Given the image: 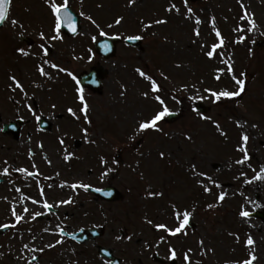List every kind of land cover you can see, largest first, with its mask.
Segmentation results:
<instances>
[{"label": "rangeland", "instance_id": "1", "mask_svg": "<svg viewBox=\"0 0 264 264\" xmlns=\"http://www.w3.org/2000/svg\"><path fill=\"white\" fill-rule=\"evenodd\" d=\"M170 2L180 7V14L166 11ZM243 2L250 13H255L258 30L246 33L247 40L238 44L236 39L241 33L233 29L238 25L248 27V22L240 19L243 10L238 0L189 2L196 16L203 21L199 26L200 37H196L194 33L195 18L186 19L183 15L186 13L183 0H137V4L131 7L128 6V0H70V8L74 13L79 15L83 10L86 15H92L110 36L115 33L122 38L133 34L144 36L140 48L118 46L116 60L107 63L111 74L105 82V96L86 98L93 119L90 132L97 140L96 144H90L85 142L81 133V127L88 125H82L66 111L69 106L75 109L80 107L75 88L71 85L72 81L71 83L69 81L71 77L48 69L53 72L55 78L46 80L39 76L36 70L39 60L35 56L23 57L15 52L16 47H24L31 52L40 53L39 44L42 41L39 32L44 31L49 34L52 25V15L45 0H13L10 19L20 20L26 29L24 36L32 38L36 44L33 47L20 44L18 40L20 30L12 28L10 23H5L0 30V129H3L6 123L15 122L19 116L24 117L21 119L23 125L18 140H15L13 135H3L0 131V170L10 166L11 172V176H0L4 179L0 183V224L14 222L11 216L13 203H17V211H21V205L18 203L20 194L16 192V187H19L24 194L38 199V186H43L49 190V193H46L47 197H58L59 192L56 188L60 182L54 181L57 177H53L52 181L49 179L38 184L36 179L25 177L24 174L13 170L16 167H27L31 171L33 162L38 167L40 159H44L39 153L41 152L39 144L42 142L43 153L52 161V166H58V169L49 166L47 168L52 170L50 173L54 175L59 169V173L65 170L69 175L89 173L94 175L97 169L93 166L92 159L103 155L109 160V164L102 167L101 171L106 167L115 170L104 178V183L106 186L116 188L122 195V200L115 204L103 205V210L92 211L88 216L89 219L84 223L107 224L108 233L112 231L114 237H118V232L125 229L135 233L132 243L136 244L134 246L137 249L132 248V253L125 251L126 255H129L128 260L139 263V258H143V264H160L152 261L151 257L158 252V256L167 261L166 244H161L159 248L153 246L151 249H146V242H152L154 245L159 236L165 233L148 225L145 217L153 219L154 222L172 225L174 217L169 205L174 200L182 210L185 207L196 209L193 216L196 228L194 230L188 228L186 237L181 235L179 238H170L171 242L181 250L192 248L193 260H200L201 264H226V262L232 264L238 259H246L250 249L245 246V240L251 235L256 241V252L259 257L255 264H264V220L251 217L243 219L239 216L241 205L253 211V214L264 213V207L254 209L245 199L247 197L264 206V181L245 185L243 178L239 180L235 178L240 171H245L249 177L254 175L248 164L257 170L264 165V52L257 47V42L264 39L262 34L264 33V0H243ZM119 15L125 17L122 25L108 29L106 25L113 23L115 17ZM213 16L225 38L224 47L217 52L223 51L225 58L231 56L237 74L246 73L247 80L246 93L241 97L222 99L217 104L212 103L211 99L202 101L210 107L206 115L221 124L228 134L227 138L220 135L212 121L201 120L192 111L194 103L187 99V96L195 94L191 88L193 84L203 95H207L203 92L204 88L218 90L235 88L234 82L227 74L222 76L220 81L215 80L214 69L223 67L220 64V57L209 60L201 50L202 44L210 45L217 42L210 25ZM156 19H166L168 22L161 25L153 24L151 29L142 31L141 20L148 22ZM81 25L82 29L78 36L64 37L63 41H55V47L50 49L51 58L74 74H80L94 63L104 64L93 54L94 42L91 36L97 35L98 39L101 38L97 29L84 17H81ZM253 40L256 41L255 44L252 43ZM89 49L92 50L91 53ZM249 49L252 50L251 53ZM90 55L93 57L91 60H89ZM138 67L153 75L166 89L170 108L182 112L183 118L176 124L162 123L167 135L149 130L147 134L138 135L135 140L130 139L137 120L150 116L159 107L154 99H145L141 95L143 91L149 90V82L137 76L135 69ZM161 72L168 77L167 80L160 76ZM12 74L22 80L29 96L33 97L32 100L23 99L18 89L16 93L10 91L8 86L11 82L8 77ZM32 81H36L42 87L32 86ZM185 84L189 85L188 92H176L177 88ZM172 95L179 96L183 104L172 101ZM12 96L20 101L19 113L16 103L10 98ZM25 103H32L34 108L44 113L43 119L52 123L55 128L54 134L58 132L56 127H60L68 134L66 144L74 145L71 148L75 153L73 159L76 163L79 162L81 167H70L63 159L67 145L65 144L64 147L59 144V139L56 140L57 136L63 133L38 136V124L31 113L23 107ZM52 104H56L55 109L51 108ZM237 120L246 121L245 128L237 127L235 123ZM253 124L257 127H252ZM68 128L73 132L69 134ZM242 131H247L249 135L247 149L251 159L245 165H237L234 161L243 155L237 151V146L241 144ZM186 135H191L192 140L185 139ZM30 149L34 153L31 158H29ZM68 151L72 152L69 149ZM161 151L167 154L163 159L159 156ZM83 159L89 160V163ZM112 160L119 163L112 164ZM5 161L8 162L7 165ZM192 163L197 165L198 170L207 172L213 179L219 181L222 187L212 186V193H205L196 182L200 178L192 177L190 171ZM73 180L71 178L69 181ZM10 181H14V184ZM204 183L207 184L208 181L205 180ZM49 184L52 185L51 188L48 187ZM149 188L163 191L165 195L149 198L146 195V189ZM220 191L228 193L225 201L212 209L207 208L208 203H215ZM68 196L65 194L58 198L62 200ZM4 197L8 199L5 200ZM26 203L34 211L45 212L47 219L39 221L37 218L32 221L29 214L24 222L17 225V228H10L1 236L0 264H26V260L18 259L24 243L42 247L54 240L53 233L44 232V229H54L55 225L59 224L56 216L46 212L41 206V209H38V205H32L30 201ZM81 217L83 216L75 215V221ZM230 233L237 234L239 240L237 241L236 235ZM33 236L38 239L33 241ZM201 238L204 239L206 248L214 249L208 251L206 256L200 255L201 248L198 241ZM138 248L144 252V257L141 256ZM119 250H122L120 246ZM52 251L51 248L46 249L44 253H36L37 257L39 255L41 257L34 264H51L54 255ZM23 254L26 257L31 255L28 252ZM83 260L84 256L79 259L75 256L74 264H84ZM180 262L184 264L182 256L179 264Z\"/></svg>", "mask_w": 264, "mask_h": 264}, {"label": "snow or ice", "instance_id": "2", "mask_svg": "<svg viewBox=\"0 0 264 264\" xmlns=\"http://www.w3.org/2000/svg\"><path fill=\"white\" fill-rule=\"evenodd\" d=\"M13 0H0V25H4L5 23H10L12 28L19 29L18 35L22 38L25 34V27L24 24L21 23L20 20L11 18L10 19V7L12 5ZM238 2L241 5V8L243 10V15L240 17L241 20H246L248 22V27L245 28L243 25H238L236 28L233 29V31L241 33L236 39V43L240 44L243 43L245 40H247L246 33H251L258 30V24L255 19V13H250L248 11V7L244 4L243 0H238ZM45 4L48 6V9L52 15V25H51V31L49 34H46L44 31L39 32V38L42 41L39 44L40 53L31 52L29 49H26L24 47H16L15 52L23 57H29L35 56L39 63L36 65V70L39 73V76L45 78L46 80H53L54 74L52 71H49L48 69L55 70V72L58 73H65L67 76L71 77L73 81H75L76 88V99L79 101L80 107L78 109H75L71 106L67 107L66 111L67 113L73 117L76 121L81 122L82 125H88V126H82L81 127V133L83 135V138L85 142L90 144H96L97 140L93 138V133L90 132V127L93 125V119L90 115V105L88 103V100L85 96V88L81 84L80 79H78L77 75L74 74L71 70L68 68L62 67L59 63L55 62L51 58V52L50 49L54 48V42L55 41H63L64 35L62 34L63 29H67L72 34H79L78 25H77V19L73 14V11L70 9V0H45ZM137 4V0H128V6L131 7L133 5ZM102 7V5H100ZM183 6L186 9V13L183 15L186 19H193L195 18V24L196 27L194 28V33L196 37L201 36L200 31V25L203 23V21L200 19L199 16H196L195 11L192 7L189 6V0H183ZM167 12L171 13L175 11L177 14L181 13L180 7L177 6L176 3H169V6L166 9ZM79 16L84 17L87 21H89L98 31L99 37H105L109 38L110 34L109 32L105 31L103 27L97 22L96 19L93 18L92 15H86L85 11H80ZM125 20V17L123 15H119L115 17L113 23H109L106 25L108 29H112L115 26L122 25L123 21ZM168 21L166 19H156L155 21H140V23L143 25L142 31H146L148 29H151L153 27V24L161 25L166 24ZM211 29L214 32L217 42L211 43L210 45L202 44L201 50L204 52V55L209 59L213 60L217 56L220 57V64L223 65V67H216L214 69V78L217 81H220L222 76L227 74L228 77L231 78V80L235 84V88L233 90L225 89H213V88H204L203 92L207 95H203L200 93V89L196 88V86L193 84L191 86L192 90H194V95L187 96V99L189 101H192L193 103L197 101H204L206 99H211L212 103L217 104L222 99H233L236 97H241L243 94L246 93V73L241 72L239 75L236 72V69L234 67V61L232 60L231 56H228L225 58L224 52L220 51L217 52L218 49H222L225 45V38L221 34L220 29L217 27L216 24V18L213 16L210 20ZM264 34V33H262ZM111 39H119L120 36L118 33L112 34ZM123 39L127 42H133V41H141L144 39L143 35L139 34H133V35H126L123 37ZM91 40L93 42L98 41L97 35H92ZM253 44L256 43L255 40L252 41ZM100 47L105 51H111L112 45L107 42V39L100 45ZM91 49H89V52L91 53ZM249 52L251 53L252 50L249 49ZM75 59H81L82 57H74ZM93 57L90 55L89 60H91ZM177 67H180V65H177ZM136 73H138L139 77L143 78L144 80L149 82V90L143 91L141 95L145 98H152L156 102V104L159 105L158 108H156L152 114L148 117L141 118L137 120L136 127L133 130V134L131 135L130 139L135 140L136 137L140 134H147L149 130H153L156 132H161L164 135H167V132L164 131V128L162 127V122L166 121L167 117L171 116H177L178 111H174L172 108H170L168 100L166 98V89L163 88L161 83L158 82L157 79L153 77V75L149 74L145 70L141 68L135 69ZM160 76L163 77V79L167 80L168 77L161 72ZM9 81L11 82L9 84V89L12 93H16L17 89L19 90L20 94H22V98L25 100H32L33 97L29 96V93L25 87V84L22 82L21 79H19L15 74L9 75L8 77ZM98 81H93V83H97ZM31 85L36 88H41L42 85L39 83H36V81H32ZM126 91V89H125ZM188 92L189 91V85L185 84L181 88H177L176 92ZM34 95V94H33ZM121 95H124V92H121ZM14 100V102L17 105V112L19 113L20 110V101L15 100V96L10 97ZM171 100L175 101L178 104H183V100L177 96L172 95ZM24 108L27 109L29 113H31V116L35 119L37 124L39 125L43 119L44 113L40 111L37 108L33 107L32 103H25L23 105ZM52 109L56 108V104L51 105ZM192 111L196 113L197 116L200 117L201 120L206 121H212L214 124L216 130L220 133L221 136H224L227 138V132L223 130L221 127V124L218 121H215L212 119L211 116L206 115L204 112L200 111L198 107H192ZM79 113V114H78ZM19 119H24L23 116H19ZM237 127L239 128H245L246 121L241 122L239 120L235 121ZM252 127H257V125L253 124ZM3 129H0L2 131ZM38 131H43L42 128H38ZM66 137L67 133H63L58 139L60 145L66 144ZM185 139L192 140L191 135H186ZM241 144L237 146V151H240L243 155L241 158L234 161L237 165H245L248 161L251 159V155L248 152L247 144L249 141V135L247 131L241 132ZM29 140H31V137H29ZM39 147L42 149L44 147L43 143L41 142L39 144ZM34 155V153L29 150V158H31ZM167 154L164 151H161L159 153V156L161 159L165 158ZM75 157V153L69 152L67 148L64 149V155L63 159L65 161H71ZM44 159L47 161L49 165L52 164V161L47 157V155L44 156ZM5 165H7V161L4 162ZM100 163L102 165L107 166L109 164V160L105 156L100 157ZM112 164H118L119 161L112 160ZM10 166H5L0 170V176H11V172L9 170ZM33 170H29L27 167H16L13 170L17 173L24 174L25 177H32L33 179H36L42 175L39 168L37 167L36 163L33 162L31 165ZM248 167L252 170L254 175L251 177L248 176V174L245 171H240L239 175L235 177L237 180L243 178V183L245 185L252 184L257 181H264V165H261L259 170L256 168H253L251 164H248ZM115 169L111 167H106L105 170L101 171L100 173V180L103 181L105 177L109 175L110 172H113ZM190 171L192 174V177L195 179L199 177L200 179H197L196 182L201 186L203 191L205 193H212V186H215L216 188H221L222 185L217 181L216 179H213L211 175H209L205 171L198 170L197 165L195 163H192L190 165ZM60 173L57 172L56 176H59ZM45 179H52L51 177H45ZM207 180L208 183H204V181ZM10 183L14 184V181H10ZM49 188L52 187L51 184L48 185ZM60 188L70 187L72 190L76 189H83L85 192L92 189V185L89 183H84L82 181H77L74 183L69 184L68 181H61L59 184ZM16 192L19 193L18 203L21 205V211H17V203H13L11 207V216L14 218V222L12 223H4L0 224V228H17V225L21 224V222L25 221L26 216L30 214V219L32 221H35L38 217L45 215V212L42 211H34L28 207L27 201H30L32 205H40L43 209L47 210V212H52L54 208H59L61 205H68L74 203L73 197L69 196L67 199H62L58 202H49V199L47 198L45 188L43 186H39L38 195L40 199H36L31 195H26L22 192V190L19 187L15 188ZM96 192H104L102 188H95ZM104 195L111 196L112 193L104 192ZM146 195L149 198H155V197H163L165 193L163 191H157L152 190L151 188L146 189ZM243 195V193H241ZM228 196V193L226 191H220L218 195L216 196L215 203H208L207 208L212 209L214 207H217L219 204H221L223 201H225L226 197ZM3 199L7 200V197H4ZM246 202L249 204H252L254 209H259L261 207H264L255 201H252L249 198H245ZM170 208L173 213L174 217V223L172 225H169L167 223L162 222H154L153 219L145 217V222L148 225H151L154 229L158 231H162L165 233L164 235H160L159 238L154 242V245L152 242H146L145 246L148 248H152L155 246L156 248H159L161 244L167 245V252L168 255L165 257V259L169 262H173V264H179V260L182 256L184 264H201L200 260H193L194 251L192 248H187L186 250H181L177 246H175L170 238H179L182 236H188V228L191 226V222L194 216V213L196 209L193 207L191 209L185 207L183 210L180 206H178L176 201L170 202ZM253 215V211L248 210L244 205H241V209L239 211V216L243 219H248ZM31 231V229H29ZM80 231L82 232L83 229L81 228ZM44 232H52L53 234L58 233L59 239H56L55 242H49L45 244L44 246L39 245H30L29 243H24L21 250V255L18 257L20 260H26V264H34L35 261H37L38 257L36 253H44L46 249L55 248L57 245L63 244L64 237L68 236L73 239H76L75 234L72 232H66L64 227H61L60 224L55 225L54 229L51 228H45ZM230 235H236L237 241L239 240V236L237 234L230 233ZM127 240L131 241L132 236L129 235L126 237ZM38 239L37 237L33 236L32 240L35 241ZM117 239H121V237H117ZM201 252V256H206L208 251H214V249L206 248L205 241L203 238H201L198 241ZM245 246L250 249L248 252L246 259H238L232 264H255V262L259 259L258 254L256 252V241L251 236L248 235L247 239L245 240ZM73 251H75L73 249ZM28 252L31 253L30 257H26L23 253ZM2 255V253H0ZM156 255H159L157 252ZM227 264V262H226Z\"/></svg>", "mask_w": 264, "mask_h": 264}, {"label": "flooded vegetation", "instance_id": "3", "mask_svg": "<svg viewBox=\"0 0 264 264\" xmlns=\"http://www.w3.org/2000/svg\"><path fill=\"white\" fill-rule=\"evenodd\" d=\"M97 56L99 57L100 61L104 62V64L100 62H97V64L94 63L93 66L89 67L87 70H84L83 72H88V73L94 72L95 74H97V81L101 82V89L100 91H98V93H94L90 89L85 88V96H87V98L88 97L97 98V97L105 96L106 94L105 82L107 81L109 75L111 74V69L108 68L107 63H111L117 58V54L114 58L110 60H106L102 58L101 56L94 54L95 58H97ZM103 76H106V78L103 79L102 78ZM77 77H78V74H77ZM38 128H40V126H38ZM54 129H55L54 127H51L49 133H54L55 132ZM56 129L58 132H65V131H62L60 127H56ZM69 130H71V128H68V132H70ZM39 133L40 131H38V134ZM72 147L73 146L69 144L66 148L67 150L69 149L72 151V153H74L73 150L71 149ZM40 150L41 152L39 153L44 158L46 154L43 153L41 148ZM92 160H93L92 162H94L93 166L96 167L97 172H98V173L95 172L94 175H92L91 173L87 175L86 174L69 175L68 173H65V170H64L63 173H60L59 176H56L53 173H50L52 172V170H48L47 168L49 166V167H53L54 169H58V166L55 167V166H52V164L49 165L45 159H40V163H38V168L40 172L42 173V175L37 178L38 184H41L42 182L49 180V179H45V177H50L53 174L51 178L57 177L54 181H58L60 183L61 181H68V183L71 184L77 181H82L84 183L91 184L93 186L92 188L94 189L95 188L104 189L106 188L104 180L103 181L100 180V172L102 170V164L100 163V157H97ZM83 161L89 163V160L87 159H83ZM67 163L70 167H74V166L81 167L82 166L80 165L79 162L76 163L74 159H72L71 161H67ZM59 171L60 169L58 170V172ZM43 173H45L44 176H43ZM71 178H73L74 180L69 181ZM91 179H95V180L91 181ZM52 180L53 179H50V181ZM0 183H2V180L0 181ZM56 189L59 192L58 193L59 198H61L65 194H68L69 196L73 197L74 203L68 204V205H61L59 208H54L52 212H50V214H53L56 216L57 223H59L61 227H64L66 232L74 233L76 239L65 236L64 237L65 242L63 244L57 245L55 248H52L53 250L52 252H54V255H53V260L51 264H74L75 256L78 257V259L79 257L84 256V260H83L84 264H112L111 259L101 256V250H100L101 248L109 250L110 254L113 257L119 259L121 264H136L137 263V261L133 262V260H128L129 255L128 254L126 255L125 253V251L132 253L134 248L137 249V247L134 246L136 244L132 243V240L134 238L133 236L135 235V233H132L127 229L123 231L120 230L118 232V236L121 237V239L118 240L117 236L114 237V234L112 233V231L108 233L107 224L106 225L105 224L91 225L90 222L84 223L86 219H89L88 216L92 214V211L96 212L97 210H103L104 209L103 205L114 204V203H107L105 199H102L101 197L94 195L91 192V189L87 192H85L83 189H76L74 191L70 187L60 188L59 185H58V188ZM38 191H39V186H38ZM45 191L47 194L49 193V190H47V188H45ZM58 197H55V198L47 197V198L49 199V202L51 203V202L60 201L61 199H59ZM68 197L64 199H67ZM38 199H40L39 195H38ZM38 209H41L40 205H38ZM75 215H82L83 217L75 221ZM46 219L47 218L45 216L43 220H46ZM43 220L41 219V221ZM81 228L83 229L82 232L80 231ZM91 229H96V232H94L93 234H88L87 231ZM129 235L132 236L131 241L127 240L126 238ZM52 237L54 239L53 243L55 242L56 239L60 238L58 233L53 234ZM106 239L108 241H106ZM136 241L138 242L137 239ZM119 246L122 248V250H119ZM73 249L75 251H73ZM138 249L140 250V248ZM146 249H148V247H146ZM150 249L148 251H150ZM140 253L142 257L145 256L142 250H140ZM154 256L155 254L151 255L152 261H154ZM40 257L41 256L39 255L38 261L40 260ZM142 260L143 258H139V263L137 264H143L144 262ZM162 263L169 264L168 261L166 262L164 261ZM170 264H173V262H170Z\"/></svg>", "mask_w": 264, "mask_h": 264}, {"label": "water", "instance_id": "4", "mask_svg": "<svg viewBox=\"0 0 264 264\" xmlns=\"http://www.w3.org/2000/svg\"><path fill=\"white\" fill-rule=\"evenodd\" d=\"M191 1H195V0H191ZM75 17H76V19H77L78 30L80 31V18H79L78 16H75ZM1 27H2V25H0V28H1ZM63 31H64L65 33H69L70 35H76V34H72V33H71L70 31H68L67 29H63ZM21 40L24 41V42H26V43L31 44V41H30V40H27V39H24V38H22ZM103 42H104V41L99 42V43L96 45V48H97V51H98L99 53H101V54L106 53V54H107V52H105V51L100 47V45H101ZM107 42H109V41H107ZM130 43H131V42H130ZM258 46H259L261 49L264 50V41L258 43ZM114 52H115V50L113 49V50H112V53L109 54V55H113ZM109 55H108L107 57H109ZM90 79H92V77H90V76H89L88 78H87V77H81V78H80L81 84H83V85H88L89 82L91 81ZM196 107H198V108L200 109V111H202V112H204V113H207V112L209 111V108H207L203 103H198V104L196 105ZM177 118H178V116H171V117L168 118L167 121H168V122H173V121H175ZM4 132H5V133L15 132L16 135L18 136V131L15 130L13 124L10 125V126H6ZM109 191H110V192L113 191V194H112V195H114V197L111 198L110 196H107V199H117V198L119 197L118 194H117V192L114 191V190L108 189V190H106L105 192H109ZM261 217L264 218V215H262ZM4 232H5V229L0 230V234H1V233H4Z\"/></svg>", "mask_w": 264, "mask_h": 264}]
</instances>
